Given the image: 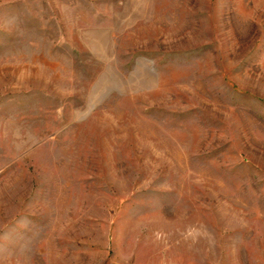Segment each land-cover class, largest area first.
<instances>
[{
	"label": "rangeland",
	"instance_id": "obj_1",
	"mask_svg": "<svg viewBox=\"0 0 264 264\" xmlns=\"http://www.w3.org/2000/svg\"><path fill=\"white\" fill-rule=\"evenodd\" d=\"M0 264H264V0H0Z\"/></svg>",
	"mask_w": 264,
	"mask_h": 264
}]
</instances>
